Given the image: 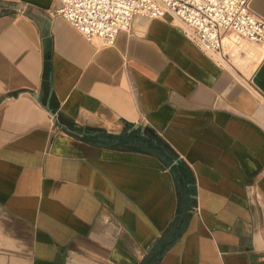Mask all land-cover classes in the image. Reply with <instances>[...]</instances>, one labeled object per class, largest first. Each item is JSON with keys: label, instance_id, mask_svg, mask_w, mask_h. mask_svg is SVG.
<instances>
[{"label": "crops", "instance_id": "obj_1", "mask_svg": "<svg viewBox=\"0 0 264 264\" xmlns=\"http://www.w3.org/2000/svg\"><path fill=\"white\" fill-rule=\"evenodd\" d=\"M58 5L0 0V264H264V42L105 46Z\"/></svg>", "mask_w": 264, "mask_h": 264}, {"label": "built area", "instance_id": "obj_2", "mask_svg": "<svg viewBox=\"0 0 264 264\" xmlns=\"http://www.w3.org/2000/svg\"><path fill=\"white\" fill-rule=\"evenodd\" d=\"M54 14L62 16L84 38L113 46L128 32L136 14L148 18L169 15L202 51L226 59L224 43L235 46L264 42V18L254 14L250 0H59Z\"/></svg>", "mask_w": 264, "mask_h": 264}, {"label": "rangeland", "instance_id": "obj_3", "mask_svg": "<svg viewBox=\"0 0 264 264\" xmlns=\"http://www.w3.org/2000/svg\"><path fill=\"white\" fill-rule=\"evenodd\" d=\"M244 48H245V57L244 60H246L249 63V66L252 68L257 61L259 60L261 56V49L260 46L258 45H252L248 43H244ZM237 59H239V54L238 56L236 55Z\"/></svg>", "mask_w": 264, "mask_h": 264}]
</instances>
